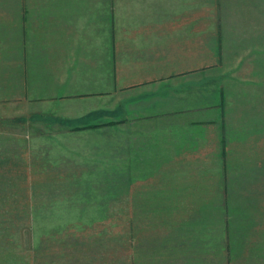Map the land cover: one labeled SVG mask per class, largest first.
<instances>
[{
  "label": "crops",
  "instance_id": "0c3cea01",
  "mask_svg": "<svg viewBox=\"0 0 264 264\" xmlns=\"http://www.w3.org/2000/svg\"><path fill=\"white\" fill-rule=\"evenodd\" d=\"M33 114L68 187L170 220L160 264H264V0H0V130Z\"/></svg>",
  "mask_w": 264,
  "mask_h": 264
},
{
  "label": "rangeland",
  "instance_id": "374dc122",
  "mask_svg": "<svg viewBox=\"0 0 264 264\" xmlns=\"http://www.w3.org/2000/svg\"><path fill=\"white\" fill-rule=\"evenodd\" d=\"M33 115L0 130V264H160L170 220L124 219L120 214L128 204L68 187L73 176L65 175V166L42 165L36 140L44 125L41 115ZM29 133L34 154L32 165L25 166V157H31L21 147ZM13 141L18 144L5 156Z\"/></svg>",
  "mask_w": 264,
  "mask_h": 264
}]
</instances>
